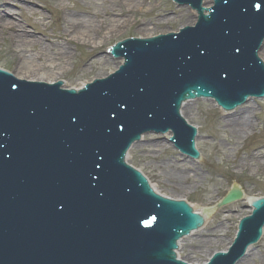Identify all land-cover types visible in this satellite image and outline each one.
Segmentation results:
<instances>
[{
    "label": "water",
    "instance_id": "1",
    "mask_svg": "<svg viewBox=\"0 0 264 264\" xmlns=\"http://www.w3.org/2000/svg\"><path fill=\"white\" fill-rule=\"evenodd\" d=\"M174 1L196 11L193 26L119 39L110 54L123 63L79 90L0 70V264H187L177 242L203 217L156 194L126 153L144 134L171 133L197 158L184 102L230 111L264 97V0ZM9 8L0 1L2 19ZM262 197L246 202L228 252L206 264H235L259 240ZM241 198L232 189L218 207Z\"/></svg>",
    "mask_w": 264,
    "mask_h": 264
},
{
    "label": "rangeland",
    "instance_id": "2",
    "mask_svg": "<svg viewBox=\"0 0 264 264\" xmlns=\"http://www.w3.org/2000/svg\"><path fill=\"white\" fill-rule=\"evenodd\" d=\"M0 1H8L11 5V8L7 9L10 11L7 14L12 19L7 20H13L20 24L36 22L39 17H29V13L24 9L26 2H34L36 8L46 17L48 26L43 28L46 30V34L55 35L61 29L62 11L54 2L50 3V13H48L42 10V0ZM63 1L70 11H76V3L72 0ZM147 1L159 5V10L175 13L186 12V16L166 24L153 25L152 21L148 22L151 17L150 13H137L133 20L135 24H130L128 27L109 34L98 50V55L107 56L110 66H100V63L93 62L90 67L88 64L90 56L86 49L81 45L73 44L69 47V51L74 55L73 59L65 66L62 73L57 71L56 77L54 76L55 81L61 80L68 86L80 87L94 78H102L113 72L118 64V61L112 59L107 53L109 45L115 44L119 39L132 38L133 35L136 38H147L145 35L151 37L152 35L175 32L180 27L190 25L193 18L196 17V14L188 7L177 6L172 0ZM93 10L102 11V8L95 6ZM141 21H143V25L146 24V27L140 25ZM41 29L40 25L28 26V31L31 33L41 31ZM259 56L264 62V44ZM0 68L9 70V73H12L16 78L35 81L20 75L17 70L16 58L9 53L1 40ZM188 106L190 109L186 111V115H188L186 117L188 121H186L198 129L196 147L200 152V160L194 161L181 156L172 145L166 142L167 136L146 134L139 143L131 147L126 161L140 170L148 178L154 190L162 196L172 199L186 198V201L195 210H209L206 230L211 231L218 226L221 231L209 235L210 238H207L205 234V239L195 238V236L188 237L192 238L193 242L188 243L180 251V259L182 258L186 262H204L208 257H211L212 253L223 251L232 244L238 221L242 216L249 214L245 203L246 198L264 196V171L256 168V161L246 162L244 160L251 149L256 147L264 149V99H252L241 106L254 109V113L251 115L252 126L247 130L249 135L245 140L235 138L230 131L231 125L226 119L227 114L211 101L196 100ZM240 160H244L247 167L241 169L237 165ZM179 175L184 177L182 181L177 180L176 176ZM233 187H240L243 190L244 200L214 209L215 204ZM201 240L205 243H202ZM250 248L253 252L260 251L261 255H264V234L260 241ZM250 262V264H264L259 255Z\"/></svg>",
    "mask_w": 264,
    "mask_h": 264
},
{
    "label": "bare ground",
    "instance_id": "3",
    "mask_svg": "<svg viewBox=\"0 0 264 264\" xmlns=\"http://www.w3.org/2000/svg\"><path fill=\"white\" fill-rule=\"evenodd\" d=\"M42 1V10L50 13V3L54 2L62 11L60 20L63 23H61V29L57 34H46V30L43 29L48 26L46 17L36 8L34 2H26L24 9L29 13V17L37 16L39 20L20 24L13 20L2 19V11H0V40L6 46L9 53L16 58L17 70L21 76L45 83H55L54 76L57 74V71L62 73L65 70V66L72 61L74 55L69 51V47L73 44L81 45L86 49L90 56L88 63L90 67L93 62L100 63V66H110L107 56L98 55V50L102 47L109 34L123 27H128L130 24H135L133 20L137 13H150L151 17L148 22L152 21L153 25L166 24L177 18L180 19L186 16V12L175 13L159 10V5L151 4L147 0H72L76 3V11H70L63 0ZM95 2H97V5H95ZM95 6L101 7L102 11H94L93 8ZM8 11L4 10V12ZM194 20L193 18L192 24ZM29 25H40L42 29L41 31H33L31 33L28 31ZM140 25L146 27V24L143 25V21L140 22ZM145 36L148 37L149 35ZM120 62L121 60L118 61V64ZM63 88L69 89L72 87L64 83ZM73 88L77 89L78 87ZM190 103L187 102L181 109V114L186 120V117H188L186 111L190 109L188 106ZM253 113L254 109L248 106L227 113L226 119L230 122V131L236 139L245 140L249 135L247 130L252 126L251 115ZM244 160L246 162L256 161V168L264 171V149L260 147L251 149L248 151ZM244 160H240L237 164L241 169L247 167ZM176 177L178 181H182L184 178L181 175ZM250 199L254 198H246L245 203L249 202ZM246 205L249 208L250 204L246 203ZM248 210L250 212V209ZM194 211L205 217L204 226L200 230L192 233L189 237L195 236V238L205 239V234L207 238H210L209 235L221 231L218 226L211 231L206 230V220L210 215L209 210L194 209ZM192 242V238L190 239L188 237L179 242V258L181 256L180 251H182L183 247ZM201 242L205 243L203 240ZM226 249L227 247L223 250ZM258 255L260 260L264 262V255H261L260 251L253 252L249 248L244 257L235 264H250V261ZM207 260L204 262L188 261V263L204 264Z\"/></svg>",
    "mask_w": 264,
    "mask_h": 264
}]
</instances>
